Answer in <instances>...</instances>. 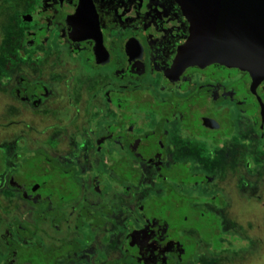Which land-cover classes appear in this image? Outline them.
Instances as JSON below:
<instances>
[{
  "label": "flooded vegetation",
  "instance_id": "flooded-vegetation-1",
  "mask_svg": "<svg viewBox=\"0 0 264 264\" xmlns=\"http://www.w3.org/2000/svg\"><path fill=\"white\" fill-rule=\"evenodd\" d=\"M189 35L175 0H0V264H198L244 242L264 79L181 64Z\"/></svg>",
  "mask_w": 264,
  "mask_h": 264
},
{
  "label": "water",
  "instance_id": "water-1",
  "mask_svg": "<svg viewBox=\"0 0 264 264\" xmlns=\"http://www.w3.org/2000/svg\"><path fill=\"white\" fill-rule=\"evenodd\" d=\"M190 23V35L177 61L183 65L224 64L264 79V0H219L226 32L212 31L211 0H175ZM219 19V17L217 18ZM218 21V20H217Z\"/></svg>",
  "mask_w": 264,
  "mask_h": 264
},
{
  "label": "rangeland",
  "instance_id": "rangeland-1",
  "mask_svg": "<svg viewBox=\"0 0 264 264\" xmlns=\"http://www.w3.org/2000/svg\"><path fill=\"white\" fill-rule=\"evenodd\" d=\"M246 199L240 201L238 197L231 210L232 219L238 221V229L241 232L244 229L237 239H245L244 242L236 243L231 240L230 243L220 245L218 249L211 246L214 251L209 253L201 248L198 264H264V198L262 204ZM224 221L228 226L232 222L229 213Z\"/></svg>",
  "mask_w": 264,
  "mask_h": 264
},
{
  "label": "trees",
  "instance_id": "trees-1",
  "mask_svg": "<svg viewBox=\"0 0 264 264\" xmlns=\"http://www.w3.org/2000/svg\"><path fill=\"white\" fill-rule=\"evenodd\" d=\"M210 237V236H209ZM217 237H219V236H215V238H217ZM215 242H216V240H215ZM214 248H216V249H218V248H220V245L219 244H213L212 245ZM213 249V248H212Z\"/></svg>",
  "mask_w": 264,
  "mask_h": 264
}]
</instances>
